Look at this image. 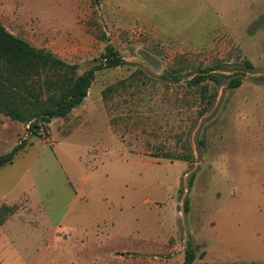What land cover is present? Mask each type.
Listing matches in <instances>:
<instances>
[{
	"label": "rangeland",
	"instance_id": "rangeland-1",
	"mask_svg": "<svg viewBox=\"0 0 264 264\" xmlns=\"http://www.w3.org/2000/svg\"><path fill=\"white\" fill-rule=\"evenodd\" d=\"M0 23L80 74L126 62L47 133L0 114V155L28 141L0 172V264H182L189 241L194 264H264V0H0Z\"/></svg>",
	"mask_w": 264,
	"mask_h": 264
},
{
	"label": "trees",
	"instance_id": "trees-1",
	"mask_svg": "<svg viewBox=\"0 0 264 264\" xmlns=\"http://www.w3.org/2000/svg\"><path fill=\"white\" fill-rule=\"evenodd\" d=\"M97 62L80 74L77 65L69 64L49 50L34 47L0 23V114L28 124L31 136L47 133L53 119L67 117L84 102L98 70L126 65L112 47H108ZM244 64L254 69L248 60ZM222 69V65L200 69L189 83L200 86L211 82L219 86L226 79L218 73ZM180 78L174 71H166L159 76L167 83H178ZM242 83V78L232 77L228 88H239ZM36 85H39L38 90ZM114 90L115 87L107 88L103 93L104 99L107 100ZM43 93L46 98H43ZM14 95L21 97V101ZM27 146L25 139L0 155V169L11 165ZM192 182L193 177L190 185ZM196 259L197 250L189 241L182 264H194Z\"/></svg>",
	"mask_w": 264,
	"mask_h": 264
},
{
	"label": "crops",
	"instance_id": "crops-1",
	"mask_svg": "<svg viewBox=\"0 0 264 264\" xmlns=\"http://www.w3.org/2000/svg\"><path fill=\"white\" fill-rule=\"evenodd\" d=\"M8 166H6V167H3V168H1L0 169V172L2 171V170H4L5 168H7ZM20 173H22V172H20ZM1 174V173H0ZM22 176V175H21ZM21 179V178H20ZM7 182H8V180L6 179V178H1V181H0V186H5L6 184H7Z\"/></svg>",
	"mask_w": 264,
	"mask_h": 264
},
{
	"label": "built area",
	"instance_id": "built-area-1",
	"mask_svg": "<svg viewBox=\"0 0 264 264\" xmlns=\"http://www.w3.org/2000/svg\"><path fill=\"white\" fill-rule=\"evenodd\" d=\"M28 128H29V126H28Z\"/></svg>",
	"mask_w": 264,
	"mask_h": 264
}]
</instances>
